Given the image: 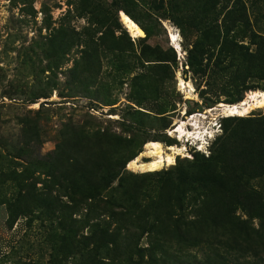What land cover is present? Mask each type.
Here are the masks:
<instances>
[{
  "label": "rangeland",
  "instance_id": "1",
  "mask_svg": "<svg viewBox=\"0 0 264 264\" xmlns=\"http://www.w3.org/2000/svg\"><path fill=\"white\" fill-rule=\"evenodd\" d=\"M117 1L0 0V150L10 149L9 145L22 146L25 141L21 119H32L37 124L39 140L28 142L31 154L42 156L56 150L62 176L86 179L93 176L91 171L99 174V165L110 164L116 168L115 163L120 165L141 154L148 141H159L164 146L180 144L175 133H171L174 125L196 120L199 128H194L193 124L184 127L189 132H200L199 140L184 142L185 150L175 156L174 163L153 171H134L127 167V161L124 164L130 184L162 193L160 206H172L176 196L175 165L181 168L193 157L209 155L229 121L218 110V103L211 105L207 100L209 93L203 97L199 94L206 89L207 76L198 77L183 69L188 68L182 66L186 59L183 44H188L193 36L183 39L177 25L156 10L161 0H139L142 9L132 8L140 21H151L150 37H144L142 32L136 37L129 33L120 18L125 10L115 13L111 6ZM247 3L250 5L249 1ZM249 7L250 18L255 23V18L260 17L264 27V0H253ZM103 30L106 32L99 39ZM170 31L178 35L180 50L171 44ZM85 37L104 45L95 61L94 57L82 58L84 45L81 42ZM62 40L72 42L64 55H60L62 47L55 48V43L64 45ZM91 76L94 80H89ZM239 102L245 103L246 108L233 116L263 114L264 90H248ZM219 103L229 104L225 94L220 95ZM206 109L209 111L205 117H200L198 114ZM193 114L195 118L188 121ZM75 129L87 132L84 137H75L76 142L80 138V145H75L71 136L73 132L81 135ZM34 136L31 134L32 139ZM192 144H199L202 151ZM71 160L86 171H74ZM38 178L37 185L44 183L42 189H45L46 177ZM253 185L262 190L264 197V176L255 179ZM32 191L22 190L25 194ZM207 191L210 203L216 202L222 212L246 218L241 207L229 204L225 191L209 185ZM11 193L14 190L7 186L0 191L6 196ZM106 204L119 210L108 198L94 201L98 209ZM7 219L6 205L0 204V264H49V257L63 264L68 250L66 240L59 235L63 233L61 227L55 229L54 237L46 221L41 225L34 221L36 223L28 227L25 217L16 218L12 226ZM256 223L255 220L253 225ZM87 229L84 228L83 233H89ZM77 232L76 238L80 230ZM96 232L86 243L98 245L99 250L103 248L100 243L109 239ZM204 239L205 236L201 241L205 242ZM179 247L172 239L144 236L136 245L131 244L124 257L109 251V260L100 261L94 255L88 262L81 260L82 264H115L116 260L118 264H173L171 257L187 251L198 258L208 253L202 246H181L180 250Z\"/></svg>",
  "mask_w": 264,
  "mask_h": 264
},
{
  "label": "trees",
  "instance_id": "2",
  "mask_svg": "<svg viewBox=\"0 0 264 264\" xmlns=\"http://www.w3.org/2000/svg\"><path fill=\"white\" fill-rule=\"evenodd\" d=\"M248 1L252 5L253 0H161L156 9L177 25L183 39L193 36V40L183 44L186 59L182 66L187 65L183 69L193 75L207 76L206 89L199 94L203 97L209 93L207 100L211 105L219 103L221 94L233 104L243 100L248 90H264V27L260 17L255 18V23L250 18ZM111 6L115 13L124 9L143 29L144 37L152 35L151 21L143 23L133 14V7L142 9L139 0H119ZM62 41L64 45L55 43V48L62 47L60 55L72 45L69 40ZM81 43L83 60L94 57L95 61L104 47L89 37ZM89 80L94 78L91 76ZM225 119L229 125L223 127L222 136L209 155L193 157L181 168L175 165L176 196L172 206L165 207L160 206L162 193L129 183L124 164L132 158L120 165L115 163L116 168L99 165V174L91 171L90 174L94 172L91 178L62 176L56 150L42 156L31 154L27 145L39 140L37 124L32 119H21L25 143L3 148L6 153L0 150V191L4 186L14 190L10 196L0 194V204L6 205L10 226L19 217L26 218L28 227L34 221L39 224L46 221L54 237L55 229L61 227L63 233L59 235L66 240L68 250L63 264H82L81 258L88 262L93 255L100 261L109 260V251L124 257L131 244L136 245L144 236L172 239L180 245L179 250L181 246L193 245L206 247L208 251L202 258L191 251L173 256L169 259L173 264H264V197L262 190L253 185L255 179L264 176V113ZM75 131L81 135L73 132L74 140L87 134L80 129ZM31 134L35 135L33 139ZM80 138L75 145L81 144ZM71 168L86 171L75 163ZM40 175L47 179L45 189L44 183L37 185L36 177ZM208 185L225 191L229 204L241 207L246 218L232 217L231 213L222 212L216 202L210 203ZM23 189L34 192L25 194ZM98 198H108L119 210L109 204L98 209L94 205ZM84 228L89 233H83ZM95 232L109 239L100 243L103 248L99 250L98 245L86 243ZM203 236L205 242L201 241ZM49 258V264L61 262Z\"/></svg>",
  "mask_w": 264,
  "mask_h": 264
},
{
  "label": "bare ground",
  "instance_id": "3",
  "mask_svg": "<svg viewBox=\"0 0 264 264\" xmlns=\"http://www.w3.org/2000/svg\"><path fill=\"white\" fill-rule=\"evenodd\" d=\"M121 22L124 24L125 28L129 31V33L133 36H139L141 35V31L139 30V27L137 24L125 13H120ZM178 35H176L173 32H169V38L170 42L173 45L174 48L179 49L178 45ZM180 50V49H179ZM183 84V83H182ZM187 86L191 89V85L187 84ZM217 107L218 110H221L224 114L223 116H228L233 114H240L243 112V109H245V103L243 102H237L233 104H227V103H218ZM209 109H206L204 113H199L198 115L200 117H205V113L208 112ZM197 115V114H196ZM195 118L194 114L191 115L188 118V121H192ZM186 124H193L196 127L199 128L197 121L195 122H185L180 121L176 123L171 130V133H175L177 139L180 141L178 145L173 146H164L159 141H148L145 143V150L141 154L137 155L136 157L132 158L128 161L127 167L133 169L134 171H153L156 169L161 168L164 165H170L174 163V159L176 155H179L185 150V144L187 140H192V142L199 140L200 138V132L194 131L189 132L187 128L184 126ZM206 133V132H205ZM148 157V160H142L141 157Z\"/></svg>",
  "mask_w": 264,
  "mask_h": 264
},
{
  "label": "clouds",
  "instance_id": "4",
  "mask_svg": "<svg viewBox=\"0 0 264 264\" xmlns=\"http://www.w3.org/2000/svg\"><path fill=\"white\" fill-rule=\"evenodd\" d=\"M191 144V143H190ZM204 144H207V143H204ZM192 145H194V147H196V149L198 150V151H202L201 150V148L199 147V144H192ZM204 147V149H206L207 148V146L205 145V146H203Z\"/></svg>",
  "mask_w": 264,
  "mask_h": 264
},
{
  "label": "water",
  "instance_id": "5",
  "mask_svg": "<svg viewBox=\"0 0 264 264\" xmlns=\"http://www.w3.org/2000/svg\"><path fill=\"white\" fill-rule=\"evenodd\" d=\"M136 23V22H135ZM140 27V26H139ZM141 32L143 33V35L145 34V32L143 31V29L140 27Z\"/></svg>",
  "mask_w": 264,
  "mask_h": 264
}]
</instances>
